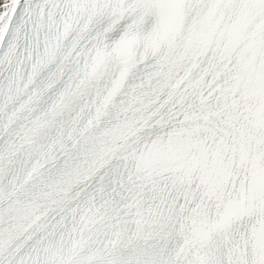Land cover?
<instances>
[{
	"label": "snow or ice",
	"instance_id": "6c2138e0",
	"mask_svg": "<svg viewBox=\"0 0 264 264\" xmlns=\"http://www.w3.org/2000/svg\"><path fill=\"white\" fill-rule=\"evenodd\" d=\"M264 0H0V264H264Z\"/></svg>",
	"mask_w": 264,
	"mask_h": 264
}]
</instances>
